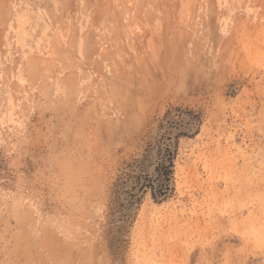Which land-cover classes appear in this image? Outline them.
<instances>
[{"label":"rangeland","instance_id":"obj_1","mask_svg":"<svg viewBox=\"0 0 264 264\" xmlns=\"http://www.w3.org/2000/svg\"><path fill=\"white\" fill-rule=\"evenodd\" d=\"M175 108L174 191L118 235ZM0 264H264V0H0Z\"/></svg>","mask_w":264,"mask_h":264},{"label":"trees","instance_id":"obj_2","mask_svg":"<svg viewBox=\"0 0 264 264\" xmlns=\"http://www.w3.org/2000/svg\"><path fill=\"white\" fill-rule=\"evenodd\" d=\"M199 126V114L181 108L169 110L159 125L163 133L146 143L142 154L124 163L123 171L111 184L109 207L110 223L118 235L131 226L147 195L155 203L171 197L178 140L196 135Z\"/></svg>","mask_w":264,"mask_h":264}]
</instances>
